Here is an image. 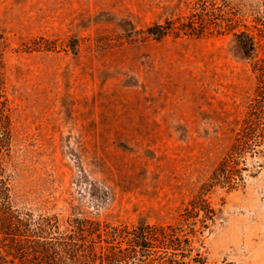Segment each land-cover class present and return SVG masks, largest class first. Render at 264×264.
Returning a JSON list of instances; mask_svg holds the SVG:
<instances>
[{
    "label": "rangeland",
    "instance_id": "rangeland-1",
    "mask_svg": "<svg viewBox=\"0 0 264 264\" xmlns=\"http://www.w3.org/2000/svg\"><path fill=\"white\" fill-rule=\"evenodd\" d=\"M157 24L164 36L151 33ZM0 48L14 107L13 204L63 225L183 222L250 104L264 101V0H0ZM258 150L246 152L237 188L206 193L208 228L202 213L183 223L195 230L180 246L187 256L165 259L264 264V139ZM79 245L55 248L72 262L64 249Z\"/></svg>",
    "mask_w": 264,
    "mask_h": 264
},
{
    "label": "trees",
    "instance_id": "trees-1",
    "mask_svg": "<svg viewBox=\"0 0 264 264\" xmlns=\"http://www.w3.org/2000/svg\"><path fill=\"white\" fill-rule=\"evenodd\" d=\"M189 25L191 35L199 36L201 32ZM202 27H205L201 21ZM156 36H164L168 28L157 24L150 28ZM244 54L250 56L255 50L252 36L246 32L238 34ZM1 49V48H0ZM264 83V80H260ZM260 94L264 95V86ZM263 90V91H262ZM264 101L256 100L249 106V112L243 122V129L234 139L230 149L214 169L208 182L186 209L183 222L178 224H141L133 229L112 226L91 218H69L63 225L57 215L36 214L32 210L19 209L13 204L11 165L14 156V107L9 97L5 79L0 75V264H179L171 258L165 259L169 252L173 256L179 253L187 256L183 244H189L185 223L199 216L202 226L208 228V221L213 222L216 210L205 195L215 186H228L235 189L243 181V158L246 152L260 153L259 145L264 139ZM126 242L130 249L99 255L94 249L98 242ZM78 248L64 249L76 260L62 262L56 245ZM88 244V245H87ZM140 247V250L137 249ZM88 256L86 259H82ZM100 259V262H98Z\"/></svg>",
    "mask_w": 264,
    "mask_h": 264
}]
</instances>
